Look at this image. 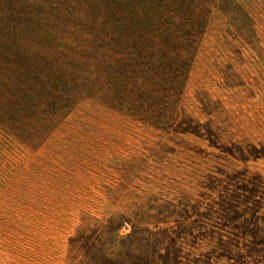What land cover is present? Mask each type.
Here are the masks:
<instances>
[{
    "label": "rangeland",
    "instance_id": "obj_1",
    "mask_svg": "<svg viewBox=\"0 0 264 264\" xmlns=\"http://www.w3.org/2000/svg\"><path fill=\"white\" fill-rule=\"evenodd\" d=\"M103 17L0 65V264H264V0H193L190 49Z\"/></svg>",
    "mask_w": 264,
    "mask_h": 264
},
{
    "label": "trees",
    "instance_id": "obj_2",
    "mask_svg": "<svg viewBox=\"0 0 264 264\" xmlns=\"http://www.w3.org/2000/svg\"><path fill=\"white\" fill-rule=\"evenodd\" d=\"M190 5L193 0H0V65L20 64L25 54L44 47L54 36L58 21L78 14H103L104 22L115 28L105 37L131 44L140 39L143 52L153 47L190 49L193 26L174 19Z\"/></svg>",
    "mask_w": 264,
    "mask_h": 264
}]
</instances>
